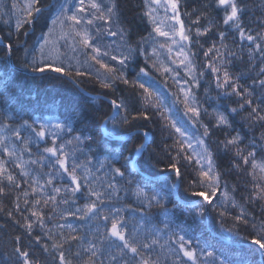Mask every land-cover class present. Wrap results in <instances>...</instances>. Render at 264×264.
<instances>
[{"label":"snow or ice","instance_id":"obj_1","mask_svg":"<svg viewBox=\"0 0 264 264\" xmlns=\"http://www.w3.org/2000/svg\"><path fill=\"white\" fill-rule=\"evenodd\" d=\"M45 7L0 5L9 63L12 38L18 47L29 37ZM140 18L147 35L121 0H64L25 47V71L77 86L87 75L104 99L120 85L130 95L109 99L107 112L90 100L63 120L0 113V215L23 230L7 264H264V0L183 12L181 0H143ZM154 73L174 89L183 121L146 86ZM150 124L167 133L162 146ZM210 211L223 230L216 244L194 240L187 224Z\"/></svg>","mask_w":264,"mask_h":264},{"label":"trees","instance_id":"obj_2","mask_svg":"<svg viewBox=\"0 0 264 264\" xmlns=\"http://www.w3.org/2000/svg\"><path fill=\"white\" fill-rule=\"evenodd\" d=\"M10 2L11 0H0V5H8ZM21 2H23V0H21ZM206 2L207 0H181L182 12L185 9L191 11L193 7ZM62 3H64V0H42V4L46 7L34 26H32L30 36L21 37V44L18 47L15 46V37L12 38L14 53L11 60L14 65L5 59L4 52L0 50V77L5 78L4 82L0 83V113H6L10 119L15 117L28 119L31 117L32 119L42 120H63L64 116L69 114L73 109L87 106L90 100L94 101L97 106H101L100 100H103V105L101 106L102 112H107L109 110V101L104 99V97H100L105 90L100 89L98 84L87 75L79 78L80 82L77 86L67 78H56L57 74L51 72L29 74L19 69L22 68L20 65L25 60V47L31 50L33 45H38V37H40L41 33L47 32L48 27L51 26V19L55 9H58L59 5ZM142 6L143 0H121L123 17L131 24L136 32L147 35L151 30V26L147 25L146 22L142 21L140 18ZM161 12H163L162 9L160 10V18L162 17L161 15H164ZM182 19L185 21V26H189V18L182 15ZM0 29H3L0 31V35L7 34V28L0 25ZM7 42L6 40L5 43ZM0 48H2V46H0ZM30 58L29 56L28 59ZM80 59L83 60L85 57L80 56ZM200 59L203 60L202 55ZM83 70L86 72L90 71L87 65ZM153 75L155 79H151L150 77L144 78L146 86L160 93L164 104L168 108H171V115L174 119L183 121L185 118L183 117L182 106H173L172 103L173 97L171 92L174 89L166 87L162 82L164 78L159 74L154 73ZM205 79L207 80L209 77ZM168 83L171 85V80H169ZM212 87L213 91L210 92V95L214 98L216 92L214 90V85ZM121 95H130V89L124 85H120L115 94L109 93L110 98H119ZM198 96L201 101H204L203 89L198 91ZM210 103L211 102L204 104V107H208L209 111H211ZM204 119L207 121L206 117ZM149 127L151 131L155 133L157 144L162 146V137L166 136L167 133H161L157 125L150 124ZM219 135L220 133L217 132V136ZM170 142L171 141H169V143ZM33 151H35V149H33ZM152 171L158 172L159 169H153ZM231 182L241 183V181L234 179H230V183ZM169 207H171V205H169ZM6 219V217L0 215V264H7L6 253L11 251L12 237L21 234L23 231L12 225L10 221L8 225L5 226ZM69 222L77 223L71 219ZM177 222L180 223L181 221ZM187 224L191 225L190 230L194 240L198 238L201 240V243L207 240L209 244H216L214 237H218L223 233L215 213L211 211L207 219L203 221L197 220L195 222L189 219ZM26 242L25 240V243ZM216 247H219V245L217 244ZM30 250L38 252L37 248H32ZM40 258L43 260L45 257Z\"/></svg>","mask_w":264,"mask_h":264},{"label":"water","instance_id":"obj_3","mask_svg":"<svg viewBox=\"0 0 264 264\" xmlns=\"http://www.w3.org/2000/svg\"><path fill=\"white\" fill-rule=\"evenodd\" d=\"M20 69V68H19ZM20 70H22V71H24V72H27V73H29V74H33V73H31L30 71L28 72V71H25L24 69H20ZM100 97H103V95H100ZM109 99L110 98H108L107 100L109 101Z\"/></svg>","mask_w":264,"mask_h":264},{"label":"rangeland","instance_id":"obj_4","mask_svg":"<svg viewBox=\"0 0 264 264\" xmlns=\"http://www.w3.org/2000/svg\"><path fill=\"white\" fill-rule=\"evenodd\" d=\"M162 14H164L163 12H161ZM162 17H161V19H163V16L164 15H161ZM159 39H161V40H163V38H159ZM108 98H110V97H108ZM111 99V98H110Z\"/></svg>","mask_w":264,"mask_h":264}]
</instances>
